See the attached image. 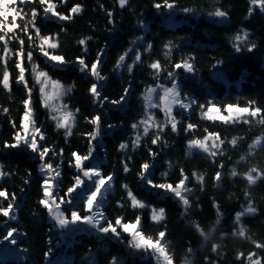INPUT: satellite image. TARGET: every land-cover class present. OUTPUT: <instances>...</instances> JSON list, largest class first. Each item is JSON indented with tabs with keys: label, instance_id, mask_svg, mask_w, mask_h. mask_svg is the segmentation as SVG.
<instances>
[{
	"label": "trees",
	"instance_id": "16d2710c",
	"mask_svg": "<svg viewBox=\"0 0 264 264\" xmlns=\"http://www.w3.org/2000/svg\"><path fill=\"white\" fill-rule=\"evenodd\" d=\"M77 3L84 5L82 14L77 15L73 22L46 21L44 33L60 32L61 27L67 29L66 33L60 35L62 46L59 52L69 60L81 53V47L76 44V41L81 37H93L88 42V62L95 60L98 48L104 47L107 41L106 54L103 56L102 64V73L107 76V80L101 82L100 91L102 95L108 96L111 100H116L120 98L124 88L129 83H131V90L130 95L122 105H112L105 102L104 107L100 108L98 104L93 103L92 97L87 91L93 82L91 77L71 68L56 70L50 65H46L44 58L37 54V63L42 68H46L53 78L59 79L65 84L75 82L76 85L70 97L64 101L71 107L80 109L73 135L69 137L67 142H65L63 130H57L54 123L46 119V110L40 104L39 94L38 92L35 94L38 123L43 124L47 143L56 145L57 151L61 148L64 149L61 165L62 176L59 185L61 195L72 184V177L76 175V169L68 163L71 159V153L76 151L83 155L87 152V138L81 134L92 131V127L84 120V117H90L100 112L103 117V132L93 142L96 145L95 159L85 163L88 166L99 163L104 174L116 173L113 193L109 194V202L105 205V211L109 218L121 214L116 208V201L126 195L120 185L128 183L140 199L157 208L164 207L166 209L168 239L172 241L176 264H181L185 250L189 245L197 250V253L192 257L193 264H205V256L217 260V255L211 253L212 242L222 244L223 255L219 256V264H240L235 259L236 252L239 250L247 253L253 249V245L247 240L234 238L230 235L221 238V233L231 232L234 214L245 203L246 181L243 178H232L227 172L233 162L239 158V155L246 150L247 142L259 134L257 131H249L247 125L237 127L218 125L213 127L211 122L200 121L198 109L190 114L191 122L199 124L200 130L197 135H203L202 130L209 127L210 131L220 132L222 136L229 139L236 135L247 137V141L237 151H229L228 155L231 159L224 158L225 175L219 189L214 187L213 181L217 165L220 162L219 159L213 163L195 151L192 157H186V141L191 137L182 131L183 125L180 126L179 134L171 133L170 130L166 132L164 138L168 141V147L152 145L151 135L144 138L139 148L133 150L129 147L127 155L132 157L129 162L131 169L129 173H124L122 170L121 161L125 158V152L118 151V146L122 141L131 140L133 135L131 124L143 114L141 94L146 85L154 83L153 77L150 75L151 70L147 68V62L160 59L162 63H166L162 46L169 40L178 45V50L173 52L174 60H178L181 56L189 53L196 57L197 74L193 76L185 74L181 70L179 79L183 90L189 95L195 96L200 103H204L206 99L213 97L222 104L235 102L239 98L241 104L246 100L253 99L264 107V14L257 10L246 19L249 7L248 0H178L179 7L177 10L179 14L182 13L179 9L184 7H194L197 12L186 13L185 19L173 20L167 19L169 13L167 10L157 11L153 8V0H131V7L123 10L115 5V0H68V4L60 5L58 11L66 13L68 8ZM99 4H103L106 9L114 11L115 31L109 32L107 30L106 13L100 9ZM214 4L229 12V21L221 23L206 14L208 11L214 10ZM139 19L144 20L145 28L139 27L137 23ZM240 28H246L250 31V38L258 45L254 52L235 53L233 51L229 37ZM139 36L146 38L140 43L146 44L151 41L154 45L151 54L143 53V60L146 63L135 67L132 74H129L125 69L114 71L113 65L118 55L129 48L131 42ZM140 50L143 52L142 48ZM217 59H222L224 64L214 69L212 65ZM127 62L131 63V60L129 59ZM11 64L12 62L9 64L10 70ZM218 70L219 76L223 71L230 79L229 82L217 77L215 71ZM161 78L160 81L166 82L163 77ZM12 97L13 99L9 100L7 94L0 89V105L8 107L11 110V119L18 121L23 112L20 101L25 98V93L21 86L15 83L12 86ZM153 111L157 119H163L161 111L158 109ZM177 114L179 113L177 112ZM188 115L187 113L184 114L185 117ZM186 122L187 119H185ZM108 124H114L116 127L108 129ZM12 132L9 118L0 113V141L9 140ZM149 147L154 152L159 153L154 162L150 159ZM52 159L53 163H60L59 158ZM169 160L176 164V167L171 170L168 169L166 163ZM145 161L154 163L152 178L156 182H161V173L167 170L169 171V182L175 183L180 176V167H183L189 174L193 170L205 173L204 191L199 190V186L195 184L194 180L189 185L194 187L195 191L190 196L193 207L187 218L181 216L183 209L175 199L157 196L156 190L146 187L138 179L137 172L140 170V165ZM0 162L6 165L7 170L16 173L0 180V187L7 188L10 193L14 192L18 197L17 218L10 220L0 216V239L6 234L8 227L20 229L19 233L14 234L17 239L16 245L7 241L0 243V264H12L14 263L13 259H20L21 256L25 259V264H47L44 252L50 247L53 250L52 264H88L90 256L96 259L97 264H108L112 256L120 257L124 264H156L155 260L147 255H129L131 250L116 240H107L101 244L97 236L90 231H77L70 235L67 230L54 227V221L48 217L46 210L38 204L41 197L42 174L38 170L39 161L30 150L3 149L0 147ZM250 165L264 167V152H257L254 156H250L248 162L242 163L238 170L245 172ZM29 169H31L32 175L28 178L30 182L25 185L23 179ZM21 188H24L23 192H21ZM247 191L252 194L258 207V213L252 217H245L244 223L249 228V235L253 239L264 241V181L258 182L255 186L247 187ZM214 199L220 205V210L224 215L214 233V241L204 243L186 221L189 219L196 220L205 231H208L216 219V209L213 207ZM76 203L80 209H83L79 194H77ZM197 203L199 207H197ZM123 214L131 220L137 213L131 208H126ZM141 214L146 232L154 234L164 227V225L153 226L149 219L150 210H143ZM5 220H7V224L4 223ZM126 240L127 237L125 236ZM23 249H27V252Z\"/></svg>",
	"mask_w": 264,
	"mask_h": 264
},
{
	"label": "snow or ice",
	"instance_id": "6c2138e0",
	"mask_svg": "<svg viewBox=\"0 0 264 264\" xmlns=\"http://www.w3.org/2000/svg\"><path fill=\"white\" fill-rule=\"evenodd\" d=\"M68 0H0V89H2L9 100L12 97V86L15 83L21 86L25 93V98L20 101L23 112L18 121L11 119V110L8 107L0 105V113L9 118V123L13 129L9 140L0 141V147L3 149L30 150L39 161L38 170L42 174L40 183L41 197L38 204L46 210L48 217L54 221V227L61 230H67L68 234H74L77 231H90L97 236V239L103 244L107 240H116L130 249L129 255H147L155 260L156 264H176L175 255L172 250V241L168 239L169 231L167 228V212L164 207H155L140 199L129 186L123 183L120 188L126 194L116 201V208L121 214L109 218L105 211V205L109 202V194L113 190L116 180V173L109 172L104 174L99 163L88 166L85 162H91L95 159L94 153L96 141L103 132L102 114L97 112L92 116H85L84 120L92 127V131L82 133L87 138V152L80 154L76 151L71 153V159L68 163L76 169V175L72 177V184L67 187L61 195L60 183L62 176L61 165L63 163L64 149L57 151L56 145L47 143V135L43 130V124L38 123V117L35 108V94L38 92L41 106L46 110V119L54 123L57 130H63L65 142L73 135V130L77 124V116L80 113L79 108H73L65 99L75 90V82L65 84L59 79L53 78L46 68H42L37 63V54L44 58V63L50 65L56 70H65L71 68L92 78L93 82L87 91L91 95L93 103L98 104L100 108L104 107L105 102L112 105H122L130 95L131 83L124 88L123 94L119 99L111 100L108 96L102 95L100 91L101 82L107 80V76L102 73L103 56L106 54L107 41L104 47L98 48L95 60L88 62V42L93 39L92 36H84L76 41L81 47V53L74 59H67L64 54L59 52L62 46L60 40L61 33H66L67 29L61 27L60 32L45 34L43 29L46 27V21L58 20L60 22H73L77 15L84 11V5L77 3L67 9L66 13L58 11L60 5H67ZM115 5L120 9L130 8L131 0H115ZM248 10L246 19L251 17L257 10L264 14V0H248ZM153 8L157 11L167 10L169 13L175 12L179 5L178 0H153ZM101 10L105 11L107 17V27L109 32L116 30V20L114 11L106 9L103 4H99ZM214 10L208 11L209 17L218 18L219 22H226L229 18V12L222 7L213 5ZM184 13H196L194 7L180 8ZM141 29L146 27L143 19L137 21ZM250 31L246 28H240L229 37L235 53L247 51L254 52L258 45L250 38ZM146 38L139 36L131 42V46L118 55L113 70L125 69L132 74L134 68L145 64L143 53L151 54L154 45L151 41L146 44L143 42ZM163 56L166 63L160 59L147 62V68L150 69V75L154 83L146 85L143 98V114L131 124L133 135L130 141H122L118 146V151L125 152V158L121 161L124 173L131 171L129 162L132 157L127 155L129 147L135 150L139 148L145 137L152 136L151 144L168 147V141L164 138L167 131L179 134L181 125L182 131L191 138L187 139L185 147V156L192 157L194 151L204 156L206 159L216 163L217 171L213 176L214 187L219 189L221 181L225 175L224 158L231 157L229 151H237L243 143L247 141L245 136H232L230 139L222 136L220 132L210 131L205 127L203 135H197L199 129L198 123L191 122L190 114L197 109L201 122H211L215 127L223 125L225 127H237L247 125L249 131H257L250 142H247V148L239 155V158L233 162L228 169L227 174L232 178H243L246 181V190L244 192L245 203L239 211H236L233 219V227L230 233L222 232L221 238L229 235L234 238L247 240L253 245V249L247 253L237 251L235 259L240 264H264V241L253 239L249 235V228L244 223L245 217H252L258 213V207L252 194L247 191V187H252L258 182L264 181V167L250 165L247 171L238 170L242 163H247L250 156L257 152H264V107L260 106L257 100L249 99L241 104L239 98L235 102L222 104L215 97L206 99L200 103L195 96L189 95L181 86L179 79L180 72L189 75L197 74V63L195 55L189 53L181 56L180 59H173L174 50H178L172 40L163 44ZM143 49V52L140 49ZM131 63H128V60ZM10 62L11 70L9 67ZM224 64L222 59H217L212 65L214 69ZM219 75V73H217ZM163 77L167 83H160ZM31 81V82H30ZM154 109L163 113V119L156 117ZM177 112L179 114H177ZM189 114L187 117L184 114ZM185 119L187 122L185 123ZM116 127L114 124H108L107 128ZM151 161H155L159 156L151 147L148 148ZM52 158H59L60 163H53ZM168 169L176 167V164L169 160L166 161ZM154 163L145 161L140 165L137 172L138 179L146 186L156 190L155 194L161 197H171L175 199L182 207V217L187 218L193 207L190 199L195 188L189 185L192 181L199 186L200 191L205 189V173L193 170L190 174L183 167L179 168V179L175 183L169 182V171L161 173V182H156L152 176ZM16 173L7 170L6 165L0 162V180L11 177ZM32 171L29 169L26 173L23 183L27 185ZM24 188H21V192ZM77 194L82 199L83 209H80L76 203ZM18 197L16 193H10L7 188L0 187V216L10 220H15L18 210ZM6 202V206H5ZM197 207L199 204L197 203ZM213 207L216 209V219L208 231L196 220H187L188 225L202 238L204 243L214 241V233L220 225L223 218V212L220 205L213 200ZM126 208H131L137 214L129 220L127 215L123 214ZM150 210V221L153 226L164 227L154 233L146 232L143 221L142 211ZM34 215H36L34 213ZM7 224V220L4 221ZM84 226V227H81ZM51 230V229H50ZM17 227H8L6 234L0 239V243L5 241L12 245L17 244L14 234L19 233ZM125 236L127 240L125 241ZM51 242V241H49ZM203 246V245H201ZM222 244L211 243V253L217 255V260H212L210 256H205V264H219V256L223 255ZM27 252V249H23ZM53 250L50 247L44 252V258L47 264H52L51 256ZM197 250L190 245L186 248L181 264H193L192 257ZM88 264H97L94 257H89ZM108 264H124V261L118 256H112Z\"/></svg>",
	"mask_w": 264,
	"mask_h": 264
},
{
	"label": "rangeland",
	"instance_id": "374dc122",
	"mask_svg": "<svg viewBox=\"0 0 264 264\" xmlns=\"http://www.w3.org/2000/svg\"><path fill=\"white\" fill-rule=\"evenodd\" d=\"M185 17H187L186 13L182 12V13L179 14V11L178 10H176L173 13H168V18H170V19H179V18L180 19H185ZM210 18H214L215 20L218 21V18H215V17H210ZM215 72L218 73L219 70L218 71H215ZM222 77L223 78H226L224 74H222Z\"/></svg>",
	"mask_w": 264,
	"mask_h": 264
}]
</instances>
